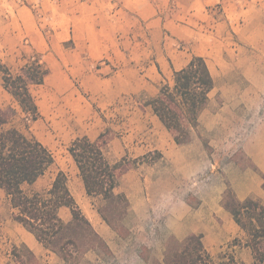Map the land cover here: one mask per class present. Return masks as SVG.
<instances>
[{"label": "crops", "instance_id": "0c3cea01", "mask_svg": "<svg viewBox=\"0 0 264 264\" xmlns=\"http://www.w3.org/2000/svg\"><path fill=\"white\" fill-rule=\"evenodd\" d=\"M226 1L230 0H188L183 23L150 20V24H159L165 30L164 41L154 48L152 61L143 59L136 64L124 63L119 66L114 61L96 65L80 59L73 67L76 69L86 64L87 71L80 74V85L83 92L95 98L115 99L118 96L147 93L151 99L158 94L160 87L157 85L164 81V77L171 83L173 71L184 67L193 55L205 57L213 54L214 50L223 53L224 49L231 60L220 59L218 67L208 65L214 88L226 84L224 74L232 73L240 98L244 99L248 90L251 92L249 98L254 100L252 107L230 110L220 106L216 112L209 114L202 111L198 128L190 130L191 139L187 143L177 144L174 141L150 105L146 114L150 115L152 127L149 126L141 136L142 141L134 140V135L132 139L127 136L126 148L128 152L137 151L134 157L152 151L159 153L156 161L137 162L136 166L129 168L118 178L115 188V192L123 193L128 200L124 220L130 221L127 225L129 232L136 227L156 231L155 236L148 234L149 239L142 243L149 251L151 245L156 252L158 250L154 258L159 261L163 259V244L168 236L182 240L190 234H200L205 248L212 255L216 249L239 238L241 244L231 245L230 252L238 261L254 264L252 251L245 244L246 233L221 201L229 185L238 199L250 197L264 205V88L261 89L264 86V0H232L233 11H227L223 6L222 16L214 20L210 29L207 18L212 15L206 10L207 7ZM238 2L242 5H237ZM140 16L147 20L153 14ZM233 37L235 41L230 40ZM178 43L186 45L180 47ZM101 50L100 58L109 51L105 46ZM253 78L258 79L259 86L254 84ZM227 111L238 117L250 116V119L242 120L243 123L236 126L235 131H230V136H226L228 126L216 119ZM212 120L218 124H211ZM203 133L209 138L217 137V133L222 134L217 139H209V153L199 137ZM121 151L125 152V147ZM69 158V166L77 176L72 181L68 180L69 190L111 254L118 258L117 248L122 250L127 243L89 207L95 196L87 195L77 166L70 155ZM71 186L75 188L74 192ZM82 192L87 197L86 202L79 199ZM58 214L64 221L71 218L65 206L58 209ZM22 229L25 232L19 231V238L42 264H68L46 249L24 227ZM135 253L138 259L145 261L138 251ZM95 257H98L96 250H89L82 257L81 264H91Z\"/></svg>", "mask_w": 264, "mask_h": 264}, {"label": "rangeland", "instance_id": "374dc122", "mask_svg": "<svg viewBox=\"0 0 264 264\" xmlns=\"http://www.w3.org/2000/svg\"><path fill=\"white\" fill-rule=\"evenodd\" d=\"M237 5L242 3L238 2ZM223 6L227 11H233L232 0L207 7L206 10L212 15L207 18L210 29L214 20L222 16ZM186 7L188 0H0V61L15 74L28 58L38 56L48 69L41 84L30 86L37 106L38 114L35 119L3 88L0 72V110H14L4 127H15L26 136L38 139L51 151L54 158L53 164L34 184L24 186L27 193L42 192L49 188L60 168L67 175V183L76 179L77 176H74L69 166L70 158L66 151L76 137L85 135L93 140L103 133L105 143L102 149L106 159L110 164L121 161L116 171L118 178L128 171V166L133 168L137 162L150 163L158 159L157 151L134 157L137 151L128 152L126 148L127 136L131 138L134 135L136 137L132 138L140 142L144 132L149 126L152 127L150 115L146 114V102L149 100L147 93L118 96L115 99L95 98L83 92L80 85V74L87 71L86 64L76 69L73 67L80 59L96 65L114 61L119 66L124 63L136 64L143 59L146 62L152 61L154 48L164 41L165 30L159 24H150V20L183 23ZM150 13L153 14L152 17ZM141 14L150 18L143 20L140 18ZM230 40L235 41L236 38ZM178 45L181 47L186 44ZM104 46L109 51L105 52V57L100 58L101 48ZM204 58L211 68L213 65L218 67L220 59L231 60L224 49L223 53L214 50L213 54ZM224 78L227 83H222L209 93V104L203 109V114L216 112L220 106L233 110L254 105V100L249 98V90L244 99L240 98L234 74L226 73ZM253 80L259 86L258 79ZM164 83H170L168 78L164 77V81L157 87ZM263 88L264 86L261 89ZM225 113L216 119L228 126L226 136H230V131H235L236 126L243 123L242 120L250 119V116L231 115L230 111ZM213 123L218 124L212 120L211 124ZM218 135L222 134L217 133V137L210 138L217 139ZM199 137L202 144L204 141L207 143V147L203 146L209 153L210 138L206 133ZM122 147H125V152L121 151ZM70 188L75 190L72 186ZM79 199L86 202L87 197L82 192ZM91 200L92 206L89 207L98 216V211H104L115 226L122 227L119 236L127 243L122 250L117 248L118 258L97 250L98 257L91 264H150L158 254L154 246L151 245V250L143 254L147 257L144 262L136 257L135 252L141 254L144 248L142 241L149 239L148 234L150 237L155 236L156 231L152 229L149 232L148 228L136 227L130 233L127 226L130 221L124 220L126 212L115 218L107 210L108 207H104L106 202L101 196H95ZM13 211L9 199L0 189V264H42L38 258L36 261L32 259L19 238V231H25L13 220ZM65 212L69 213L67 209ZM233 244L240 245L241 240L234 238L228 245L216 249L213 256L218 258L231 253L229 247ZM44 252L49 255L48 251Z\"/></svg>", "mask_w": 264, "mask_h": 264}, {"label": "trees", "instance_id": "16d2710c", "mask_svg": "<svg viewBox=\"0 0 264 264\" xmlns=\"http://www.w3.org/2000/svg\"><path fill=\"white\" fill-rule=\"evenodd\" d=\"M3 88L19 103L21 108L37 116V106L30 92L31 85H39L48 74L41 58H28L14 74L0 61ZM214 79L204 57L193 55L188 63L173 71L171 83L160 86L158 94L146 104L171 134L177 144L190 141V130H197L199 116L209 101ZM14 110H0V189L13 208L12 218L46 249L68 264H81L89 250L111 254L105 241L95 231L74 199L67 184V175L59 170L49 188L42 192L27 193L24 186L34 184L53 164L51 151L38 139L28 137L15 127H4ZM103 133L96 140L87 136L74 138L67 151L75 162L85 191L89 196H101L113 217L125 214L128 200L123 193L115 192L119 163L110 164L102 145ZM207 147V143L203 142ZM124 161V160H122ZM127 168H130L129 166ZM264 187V176L263 185ZM222 206L247 236L254 264L264 262V205L257 199H238L227 185L222 196ZM65 206L71 218L64 221L58 209ZM102 219L121 235V226H115L104 211ZM116 218V217H115ZM200 234H190L182 240L170 235L163 244V259L150 264H242L232 253L215 258L204 246ZM237 241V239L235 240ZM25 246V245H24ZM28 254H34L25 246ZM148 252L142 248L143 254Z\"/></svg>", "mask_w": 264, "mask_h": 264}]
</instances>
